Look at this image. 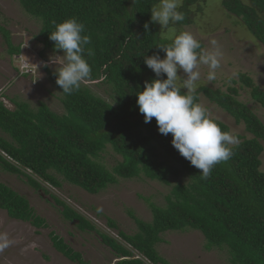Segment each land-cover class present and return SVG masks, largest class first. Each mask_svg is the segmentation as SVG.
I'll use <instances>...</instances> for the list:
<instances>
[{
    "label": "trees",
    "instance_id": "trees-1",
    "mask_svg": "<svg viewBox=\"0 0 264 264\" xmlns=\"http://www.w3.org/2000/svg\"><path fill=\"white\" fill-rule=\"evenodd\" d=\"M246 1L223 0L222 5L264 45V0ZM161 2L19 0L41 22L35 38L43 51L65 53L73 73L42 67L59 91L63 113L44 102L34 110L14 102L16 109L10 110L0 101V131L7 135L0 136V167L46 194L44 184L59 188L69 183L98 194L120 180L140 177L171 186L164 205L145 200L150 221L130 213L137 231H119L118 238L100 232L50 194L66 220L97 233L113 253L111 264H169L156 248L162 234L189 229L204 235L207 250L225 249L231 264H264V122L239 99L236 87L202 86L190 92L178 87L169 59L178 50H202L200 41L183 37L182 27L194 22L206 0H182L164 25L155 16ZM0 33L11 56L21 53L4 26ZM40 56L45 58L43 52ZM239 80L264 108V90L246 74ZM90 83L107 84L110 100L97 95ZM201 94L243 122L252 137L240 136L230 146L229 127L201 109ZM108 147L120 157L112 168L102 161ZM0 209L36 229L48 227L25 195L2 182ZM108 222L117 228L115 221ZM50 239L70 261L90 264L54 232Z\"/></svg>",
    "mask_w": 264,
    "mask_h": 264
},
{
    "label": "rangeland",
    "instance_id": "rangeland-1",
    "mask_svg": "<svg viewBox=\"0 0 264 264\" xmlns=\"http://www.w3.org/2000/svg\"><path fill=\"white\" fill-rule=\"evenodd\" d=\"M181 1L162 0L155 8V16L164 25L172 16V9ZM222 1L206 0L201 3V11L194 6L193 10L197 11L194 22L182 27L183 37L190 42L200 41L202 50L194 54L182 50L174 52L169 59V72L178 87L186 92L202 86L223 91L236 87L239 99L264 122V108L253 100L250 89L239 80V74H246L264 90V45L248 31L241 19L224 9ZM0 25L10 32L12 43L22 48L21 55L11 56L8 44L0 33V101L10 110L16 109L18 103H26L34 110L40 102H44L51 110L63 113L59 91L42 67L45 64L55 72L67 69L73 73L65 53L43 51V45L35 38L41 22L30 17L19 0H0ZM163 31L172 35L168 30ZM40 52L45 58L40 56ZM21 63L29 64L35 73L21 75L17 69ZM89 86L97 95L110 100L111 90L107 84L90 83ZM200 106L209 118L229 127L227 139L230 146L238 144L240 136L252 137L243 122L238 123L203 94ZM0 136L7 137L1 131ZM119 159L111 147L102 154V161L109 168ZM261 159V170L264 172V152ZM181 179L182 176L172 179V185ZM0 182L25 195L48 224L46 228L36 229L27 222L10 218L6 211L0 209V264H79L54 249L51 232L62 237L90 264H111L115 261L113 253L97 233L81 230L74 222L66 220L50 194L85 216L100 232L118 238L119 231L129 234L137 231L130 213L150 221L152 214L145 200L164 205L165 196L171 189V186L140 177L120 180L98 194H90L69 183H63L59 188L44 184L43 188L50 193L46 194L43 189L33 188L24 177L5 172L1 167ZM109 219L116 222L117 228L109 226ZM162 238L163 242L156 248L169 264H231L225 249L205 248L206 239L200 231H169L162 234Z\"/></svg>",
    "mask_w": 264,
    "mask_h": 264
},
{
    "label": "built area",
    "instance_id": "built-area-1",
    "mask_svg": "<svg viewBox=\"0 0 264 264\" xmlns=\"http://www.w3.org/2000/svg\"><path fill=\"white\" fill-rule=\"evenodd\" d=\"M20 67V73L21 74H34L35 73V70L29 66V64H25V63H21V65L19 66Z\"/></svg>",
    "mask_w": 264,
    "mask_h": 264
},
{
    "label": "clouds",
    "instance_id": "clouds-1",
    "mask_svg": "<svg viewBox=\"0 0 264 264\" xmlns=\"http://www.w3.org/2000/svg\"><path fill=\"white\" fill-rule=\"evenodd\" d=\"M22 49V48H21ZM22 54V51H21V53H19V54H15L14 56H19V55H21ZM18 72L20 73V68H19V66H18ZM21 74V73H20ZM21 75H28V74H21ZM2 102V101H1ZM4 104V103H3ZM198 231V230H197Z\"/></svg>",
    "mask_w": 264,
    "mask_h": 264
}]
</instances>
